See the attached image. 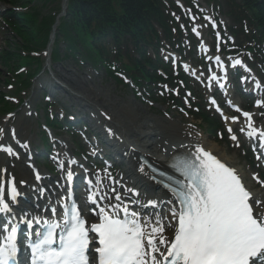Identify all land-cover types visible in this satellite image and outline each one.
I'll return each mask as SVG.
<instances>
[{
  "label": "snow or ice",
  "instance_id": "snow-or-ice-1",
  "mask_svg": "<svg viewBox=\"0 0 264 264\" xmlns=\"http://www.w3.org/2000/svg\"><path fill=\"white\" fill-rule=\"evenodd\" d=\"M262 103L258 100L257 107ZM243 115L251 121L250 113ZM254 132L249 133L250 138ZM258 135L264 148V132ZM171 166L184 179L180 188L170 189L181 206L179 212L172 211L173 217H178L174 239L164 236L165 226L158 217L154 224L151 219L142 223L138 213L128 214L127 207L123 218L118 212L109 215L101 209V222L91 227L98 237V264H264V205L253 199L235 169L201 148L192 158L177 159ZM16 195L13 182L10 198L15 200ZM149 203L154 206L155 202ZM9 210L0 193V212ZM55 227H49L29 245L32 264H89V230L78 210L73 208L71 218L65 221L58 248L53 247ZM10 232L8 243L0 246V264H9L16 252V228L11 227ZM158 244L167 245L166 254Z\"/></svg>",
  "mask_w": 264,
  "mask_h": 264
},
{
  "label": "bare ground",
  "instance_id": "bare-ground-1",
  "mask_svg": "<svg viewBox=\"0 0 264 264\" xmlns=\"http://www.w3.org/2000/svg\"><path fill=\"white\" fill-rule=\"evenodd\" d=\"M55 73L57 74V78L59 80L66 82L68 88H73L75 91L80 92L79 95L75 94L78 103L88 108L90 106H93L94 104L97 106L98 103L101 110L106 112V115L109 116L110 120L112 122L114 121L115 124L118 123L119 127L123 128L122 130L124 131L122 132L120 129L118 130L114 127L111 130V133L116 138L117 136H120L123 141L122 144L117 147V149H121L123 152H126L125 155L121 153L122 156L126 158L128 165V176L127 178L125 176V178L127 180L137 177L142 183L146 193H150L152 195L157 194L156 190L153 189L148 182H146V172L145 170H142L141 166L138 164L135 158L136 153H129V150L131 148L137 152H142L143 154L153 153L151 154V156H153L155 162L162 163V158L166 161L176 152L179 147L183 145H192L197 147L200 146L205 150L211 151L210 153L212 155L219 156L222 160L231 165L229 167L239 169V167L236 165V162H234V158L227 157L222 149H220L216 144L208 142L205 136L198 134L196 131L186 130V127L179 126L178 123L169 122L170 124H165L162 121L151 119L143 115V113L138 108H135L132 104L127 103V106L117 105V103L113 102L107 95H103L102 93H99L98 91H94L92 89H90L91 91H86L85 89L89 88L88 83H83V85L82 83H76L75 79L68 72L57 69L55 70ZM56 91L57 93H59L65 90L59 87L56 89ZM93 94L95 95V97H92ZM126 126L131 127L133 135H131V132L128 131ZM171 132H173L175 136L174 139L176 141L174 143L172 142L171 138H167V133ZM1 141L6 142L5 135L0 134V143ZM3 163L4 161L0 164V169L5 170V165ZM0 172L2 171L0 170ZM243 179H245V177ZM254 197L255 198L253 199L261 203L260 197L257 194L254 193ZM157 200L158 196H152L150 201L156 202ZM173 210H175L174 207H172L170 211L171 218L173 217ZM158 218L165 226L164 236L170 239L173 230L172 222L162 221L161 217ZM150 219L154 224L156 219L154 217Z\"/></svg>",
  "mask_w": 264,
  "mask_h": 264
},
{
  "label": "trees",
  "instance_id": "trees-1",
  "mask_svg": "<svg viewBox=\"0 0 264 264\" xmlns=\"http://www.w3.org/2000/svg\"><path fill=\"white\" fill-rule=\"evenodd\" d=\"M69 1L70 15L76 17V19L70 18L69 23L72 22V25L77 28L80 26L78 22L82 21L84 24L81 31L84 28L89 32H93L92 28L96 25L95 29L101 28L102 36L108 35V38L105 39L101 36L97 42H94L95 52L101 60L108 56L130 57L132 55L130 53L138 49L140 41L145 42L147 40L145 37H140L137 32L132 33L131 28L136 29V31H149L153 37H156L153 24L160 25L162 21L168 22L162 0H122L120 9L124 13L123 21L129 24L128 31L119 28L120 23L117 17L108 10L110 0ZM258 1H249V8L256 17L255 6L258 5ZM243 6L246 8L245 0Z\"/></svg>",
  "mask_w": 264,
  "mask_h": 264
},
{
  "label": "rangeland",
  "instance_id": "rangeland-1",
  "mask_svg": "<svg viewBox=\"0 0 264 264\" xmlns=\"http://www.w3.org/2000/svg\"><path fill=\"white\" fill-rule=\"evenodd\" d=\"M3 7V5H2ZM1 7V8H2ZM206 21L202 27L204 30L206 29ZM15 37H9V40H13ZM83 66V67H82ZM54 79L56 81L62 82V80H59L54 71L55 69H60L61 71H66L68 73H71L74 79L76 80V83H88L89 88L85 89L87 90H94L98 91L99 93H102L103 95H107L110 97V99L117 103V105H122V106H127L126 101H132V104L134 107L138 108L139 110L142 111V113L145 116H151L153 118H158V117H163L162 115H157L155 112H151L150 108L147 104H144L137 100L133 94L130 92L129 89L125 90V88L118 87L115 82L107 77V75L101 70V71H96V69L91 68L89 64L81 65L80 62L72 59H61V61L55 65L51 66ZM1 70V69H0ZM10 70V69H9ZM8 70H4L1 72V78H0V94L3 93L5 95H10L9 94V88L7 86L6 80L13 79V73H7ZM43 77H49L48 75H40V78ZM51 84H55L54 81L51 79L49 80ZM53 82V83H52ZM94 83V84H93ZM66 85V83H61ZM41 87L38 82L34 81V85L31 89L27 90L25 94L30 91L28 98L30 101L28 102L29 105H31V111L32 114H36V112L40 115L39 120L33 119L32 116H28L27 111L28 109H21L20 108V114L21 117H19L20 114H14L12 117H7L4 116L6 113L0 109V125L5 124L8 122L12 127H17L19 130L21 127L23 128L22 130V135H24V138L29 137L32 141L38 140L37 135H38V130H40V125L42 122H44V115L45 112L40 107V104H44L43 96L44 94L42 93V90L39 89ZM24 87H18L13 91V94L15 96H20L21 92L23 91ZM91 91V90H90ZM36 93V94H34ZM95 93V92H94ZM28 96V97H29ZM92 97H95L93 94ZM60 99L61 103H58L57 101ZM4 101L7 103L9 102L8 100ZM27 101V100H26ZM54 103L57 104L56 106V111H58L61 106L66 103L67 105L74 106L72 103H75V100L73 96H71L69 93L64 92V93H59L55 99H53ZM13 104H15V101H12ZM4 104V103H3ZM0 105V106H3ZM76 104V103H75ZM76 107V106H75ZM37 108V110H36ZM60 111V110H59ZM4 122V123H3ZM183 124V123H182ZM64 137H68L66 134H62ZM38 143V142H37ZM224 148V147H223ZM228 154L234 155L231 152H229L226 148H224ZM0 155L3 156V154L0 153ZM240 157H242V154H240ZM1 158V157H0ZM242 167L245 169L247 168L246 164H242Z\"/></svg>",
  "mask_w": 264,
  "mask_h": 264
}]
</instances>
